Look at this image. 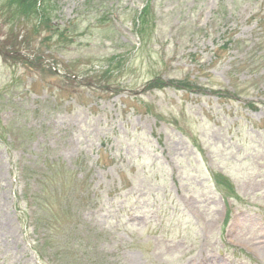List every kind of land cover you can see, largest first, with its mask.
<instances>
[{
  "label": "rangeland",
  "instance_id": "1",
  "mask_svg": "<svg viewBox=\"0 0 264 264\" xmlns=\"http://www.w3.org/2000/svg\"><path fill=\"white\" fill-rule=\"evenodd\" d=\"M46 1L0 11V264H264V0Z\"/></svg>",
  "mask_w": 264,
  "mask_h": 264
},
{
  "label": "trees",
  "instance_id": "2",
  "mask_svg": "<svg viewBox=\"0 0 264 264\" xmlns=\"http://www.w3.org/2000/svg\"><path fill=\"white\" fill-rule=\"evenodd\" d=\"M39 1H42L43 3L40 4ZM52 3L53 0H51ZM46 0H0V11L3 12V14L6 16L7 19H11L14 22H17L15 19V16L21 15L23 16V20H27L34 16L35 19H37L38 24H36V28H39L40 25H43L46 22H51V19L47 16L46 14V6L48 4ZM44 4V10L45 12L41 14V7ZM51 6L53 4L49 3ZM149 10H150V5L149 3L141 10L139 13V18L141 23L145 25V30H147V22L148 20L146 19L149 16ZM51 26L50 29L53 31V35L57 34V38H59L62 41H65L66 38V33L62 30L61 28L57 25H49ZM53 35L50 36V41L53 39ZM182 86L190 89L191 85L181 82ZM227 186L230 188L231 185L230 183H225Z\"/></svg>",
  "mask_w": 264,
  "mask_h": 264
}]
</instances>
